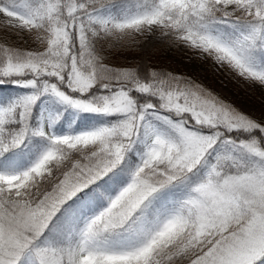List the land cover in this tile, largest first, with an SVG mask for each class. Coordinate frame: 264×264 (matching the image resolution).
Here are the masks:
<instances>
[{"label":"snow or ice","instance_id":"obj_1","mask_svg":"<svg viewBox=\"0 0 264 264\" xmlns=\"http://www.w3.org/2000/svg\"><path fill=\"white\" fill-rule=\"evenodd\" d=\"M0 18V29L27 32L38 42L30 50L0 42V83L15 77L13 83L75 109L127 117L51 137L52 147L33 167L0 173V264L28 258L32 264H264V121L194 78L111 69L96 49L101 39L110 38V47L133 46L159 33L171 46L210 57L218 70L264 86V65L255 62L264 52V0H0ZM96 86L106 93L95 95ZM37 98L25 95L0 109V155L23 143ZM150 109L187 115L172 125L178 139L155 135L113 197L109 174ZM217 146L223 151L178 207L154 208ZM74 152L79 159L71 158ZM99 201L107 205L86 215ZM58 213L67 219L54 241L46 232Z\"/></svg>","mask_w":264,"mask_h":264},{"label":"trees","instance_id":"obj_2","mask_svg":"<svg viewBox=\"0 0 264 264\" xmlns=\"http://www.w3.org/2000/svg\"><path fill=\"white\" fill-rule=\"evenodd\" d=\"M233 31L234 30L231 29H221V32L225 34ZM139 39L141 42L133 46L114 45L112 47L109 46L110 38L107 40L101 39L97 41L96 49L103 56V63L111 69L135 68L137 73L143 77H147L148 70L151 68L162 72H170L181 75L187 79L194 78L190 72H180L176 69L170 68L166 65V63L158 62L159 60L156 58L158 54L156 53L159 52V55H165V51H168L173 59L179 63L193 66L194 72L199 75L201 73L203 78L209 79L212 77L210 74H208V71L204 67L201 68L200 65H197L204 59H211L210 57H200L196 50L189 49L185 45L171 46L167 44L165 40L159 37V33L149 34L147 38L139 37ZM31 41L32 39L30 36H28L27 32H21L17 34L16 32H8L7 30L0 29V42L5 43L7 46L30 50L31 48H35V46L29 45V42ZM121 48H130L136 51L139 55V58L128 63H121L120 60L116 58V56L119 54L112 51H123ZM255 62L260 65H264V52H258L255 54ZM197 68H199L201 72ZM0 79L4 78L0 77ZM14 79L17 78H7L5 82L0 83V107L2 109L10 106L25 95L34 94L37 95L38 98L32 105L29 118V132L26 134L22 144H20L18 147L10 148L9 151L5 152L3 155H0V168H24L33 162L42 153L47 145H52L50 136L46 134H38L40 131L39 125L41 124V118L39 117V105L43 100H46L48 103V118L52 131L58 134H61L64 130H68L75 134L78 129L86 127H112L113 125L118 124L120 120L127 118L125 114L93 113L75 109L70 105L64 104L57 97L50 93L41 94V92L37 91L36 89L21 87L18 84L12 82ZM195 80L200 82L197 79ZM240 88H243V90L248 89L249 97L251 98L250 100H246L243 94H241L239 91ZM206 89L209 90L207 87ZM95 90L102 92L97 93ZM106 91L107 90L99 86L94 88L95 95L105 94ZM230 91L232 92L233 96L237 97L239 100H241V102H258L260 98H264V86H261L257 83L246 82L245 86L238 84L237 89L231 88ZM147 99L151 100L153 103H156L155 98L148 97ZM139 101L143 103L145 101V97L139 96ZM186 115L187 114L184 116H177L174 111L163 109H150L148 114H146V116L150 119L151 125L163 131L168 136V138L171 139H178V134L172 125L179 123L181 119L186 117ZM66 124L69 127L68 129L65 127ZM7 127L9 129L19 130L21 125L19 123H9ZM135 147L136 144L133 143L127 149L121 164L109 174L113 177L112 181H110L111 192H115L117 188L131 176L134 168V158L132 153ZM222 151L223 149L217 146L216 152L210 155L206 161L202 162L198 169L194 171L187 181H182L170 187L169 189L175 193L187 190L190 185L196 183V181L200 180L204 176L209 165L215 162V156ZM71 158L79 159L80 156L78 153L74 152L72 153ZM65 163L68 162L65 161ZM106 202L107 201H99L95 203L86 210L85 214L88 215ZM62 213L57 214V217L54 218L53 222L50 224L49 228L51 231L48 230L46 232V236L51 240H58L64 234L67 216L66 214ZM26 264L32 263L27 260Z\"/></svg>","mask_w":264,"mask_h":264},{"label":"rangeland","instance_id":"obj_3","mask_svg":"<svg viewBox=\"0 0 264 264\" xmlns=\"http://www.w3.org/2000/svg\"><path fill=\"white\" fill-rule=\"evenodd\" d=\"M2 20V18H0ZM28 36H30L28 34ZM31 42H29L30 46H38V42L35 41L34 38H32ZM123 51H115L112 50L115 53H118L119 55L116 56L120 60L121 63H128L133 60H137L139 58V55L137 54L136 51L130 49V48H121ZM165 55H159L156 57L158 62L160 63H166L167 66H169L172 69H176L180 72H190L191 75L194 76L195 79L199 80L204 86L209 88L214 94H216L219 98H222L225 102L232 104L233 106L237 107L241 112L246 113L252 117H254L257 120L264 121V98H260L259 101H254V102H241L237 97L233 96L232 92L230 89H237L238 84H241V86L246 85V81L243 79L236 77L235 73H229L228 71H224V69L218 70L217 67L215 66L214 62L212 59H204L197 65H200L201 68L204 67L207 71L208 74H210L212 77L207 79L203 78L202 74L200 73L197 74L194 72V67L191 65H184L182 63H179L173 57L168 53V51H165ZM200 57L202 55L197 52ZM110 68V67H109ZM199 70V68H197ZM200 71V70H199ZM201 72V71H200ZM97 93L102 92L95 90ZM239 91L243 96L246 98V100H250L251 98L249 97L248 89L240 88ZM0 109H2L0 107ZM39 117L41 118V124L40 129H43L44 133L50 137H60V136H73V135H78L81 133L85 132H91V131H96L100 129L99 127H86V128H81L76 131L75 134L71 133L68 130L62 131L61 134L55 133L52 131L49 118H48V103L46 100H43L40 105H39ZM66 129H68V125H65ZM160 134L168 138V136L161 130L157 129L156 127L152 126L150 123V119L145 116L144 121H141L139 128L136 130V133L134 137L132 138L131 145L133 143L136 144V147L132 153L133 158H134V168L132 171H135V169L141 164L142 158L147 151L148 145L151 143V141L154 139L155 135ZM134 146V145H133ZM52 145H47L42 153L30 164H28L24 168H0V173H22L25 170L30 169L39 161V159L48 151ZM131 174V175H132ZM131 176L123 183L121 184L115 192H111V195L114 197L120 188L123 186H126V184L130 181ZM198 182V181H196ZM195 184V183H194ZM190 185L187 190H183L179 193H175L169 188L166 189L157 199L154 208L159 209L162 213H167L170 210H174L176 207L179 206L180 202H182L187 195L190 192V188L194 185ZM107 205V202L103 204L101 207L95 209L93 212L89 213L88 215H93L94 213L100 211L103 207ZM51 231V229L49 228ZM28 260L32 263L31 258H28Z\"/></svg>","mask_w":264,"mask_h":264}]
</instances>
